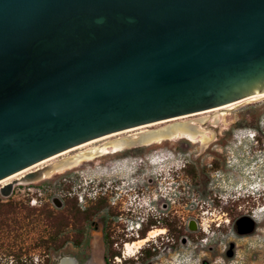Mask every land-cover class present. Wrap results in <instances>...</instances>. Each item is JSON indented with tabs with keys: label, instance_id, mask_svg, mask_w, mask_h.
Wrapping results in <instances>:
<instances>
[{
	"label": "water",
	"instance_id": "1",
	"mask_svg": "<svg viewBox=\"0 0 264 264\" xmlns=\"http://www.w3.org/2000/svg\"><path fill=\"white\" fill-rule=\"evenodd\" d=\"M260 95L264 0H0V181L107 134Z\"/></svg>",
	"mask_w": 264,
	"mask_h": 264
},
{
	"label": "rangeland",
	"instance_id": "2",
	"mask_svg": "<svg viewBox=\"0 0 264 264\" xmlns=\"http://www.w3.org/2000/svg\"><path fill=\"white\" fill-rule=\"evenodd\" d=\"M212 109L164 120L155 126L135 127L90 146L178 121H189L206 132L207 142L180 138L165 140L162 144L141 145L118 154L99 156L63 174L55 172L29 183H16L18 191L10 196L0 191V264H36L48 257L54 264L63 257H74L78 264H264V208L260 209L264 206V97L236 104L231 109ZM249 130L256 134L254 139L248 135ZM79 151L81 149L68 155H76ZM157 155L170 159L163 166H157L151 162ZM195 155L199 159L193 163ZM185 158L190 159L191 165L185 189L188 199L182 207L178 204L177 174L182 176L184 168L180 166L184 165ZM47 164L29 168V171ZM19 177L15 175L10 181L0 182V188ZM158 180L162 183L157 189ZM257 184L261 189L259 193L249 188H256ZM28 187L38 197L35 205L30 203L31 197L26 200ZM23 188L25 192L21 191ZM156 193L165 194L170 204L168 209L157 207ZM99 196L105 197L111 216L107 215V209L92 213L87 221L82 220L83 214L79 219L70 214L69 207L75 200L84 210L93 206ZM56 198L62 201V206H58ZM174 205H178L180 212L173 215ZM48 212L69 218L68 225L62 228L69 241L59 251H46L39 245L54 229ZM156 213L158 219L173 216L185 229L183 234L189 236L187 242L172 238L166 231L127 256L126 241L140 238L141 230L156 219ZM245 215L252 218L254 215L256 227L249 234H240L237 220ZM190 220L196 221L195 230L188 228ZM82 222L87 232L82 245L78 246L72 239L77 236L75 224ZM104 224L111 229V238L115 240L113 249L121 252L118 256H108L107 260L102 233ZM138 224L141 229L137 228ZM157 228L167 229L163 225L149 229ZM145 248L156 253L147 259Z\"/></svg>",
	"mask_w": 264,
	"mask_h": 264
},
{
	"label": "bare ground",
	"instance_id": "3",
	"mask_svg": "<svg viewBox=\"0 0 264 264\" xmlns=\"http://www.w3.org/2000/svg\"><path fill=\"white\" fill-rule=\"evenodd\" d=\"M262 97H264V95L239 100V101H236L234 103L223 105V106L217 107L216 109H212V110L217 111V110H223L226 108L231 109V107L235 106L236 104H240L242 102L245 103V101L247 102L248 100H253V99L262 98ZM179 118H181V117H179ZM175 119H177V118H175ZM160 123H164V120L159 121V122H155V123H150L147 125H143V126L135 128V129H140V128H143L144 126H155V125L160 124ZM131 130H133V129L130 128V129H126L123 131L107 134V135L101 136L99 138L93 139L91 141H88L86 143L75 146L73 148L67 149L65 151H62L61 153H58V154L53 155L51 157H48V158L40 161L39 163H36L35 165L27 167L26 169H23V170L15 173V174L7 177V178L1 180L0 182L10 181L11 178H13V176H15V175H17V176L20 175L21 177L15 178L13 180H21L25 176V174H27L28 172H31V171H29L30 169H32V168L34 169L35 167H38L41 164H47V163L52 162V161L53 162L50 164H47L43 167H39V168L35 169V170H38V169L44 170L41 172L40 176L35 180L41 179V178L47 176L48 174L55 173V172L56 173H64L68 170H71L75 167H78V166L84 164L87 161H93L96 158H98L99 156L111 154V153H118L120 151H123V150L129 148V147H133L134 145H137V144H143L144 143V144L150 145L153 143H162L166 139H175V138L179 139V138H183V137L188 138L192 141L207 142L209 140V137L206 134V132L196 128L195 125H193L189 121H178V122H174V123L169 124V125L164 126V127L162 126L159 129L143 130V132H140V133L135 134V135L130 136V137L114 138V139H110L108 141H105L99 145L90 146L91 144L100 142L102 140H106L108 138H113L114 136H118L120 134H123L125 132H129ZM87 146H89L88 149L82 150ZM80 149H81V151L76 153V155H68L72 151H77ZM62 156H64V157L58 160V158H60ZM24 172H25V174H23ZM35 180H33V181H35ZM30 182H32V181H30ZM20 183H27V182H20ZM5 184H7V183H5ZM253 217H254V215H253ZM255 220H256V218H255ZM162 232H163L162 230H155V231H152L147 237L138 238L134 241L127 242L125 245L126 255L132 256L140 248H142L146 242H148L151 238L158 236ZM60 261L61 262L59 264H72L73 263L70 258H63Z\"/></svg>",
	"mask_w": 264,
	"mask_h": 264
},
{
	"label": "trees",
	"instance_id": "4",
	"mask_svg": "<svg viewBox=\"0 0 264 264\" xmlns=\"http://www.w3.org/2000/svg\"><path fill=\"white\" fill-rule=\"evenodd\" d=\"M10 205L11 204H8V206ZM105 208H106V199L103 196H99V198L95 201V204L93 206L91 205L89 207H85L84 210H81V208L77 204V201L75 200V202H72V204L70 205L69 211H70V214L74 215L76 219H79V217L82 216L83 214L82 220L87 221V219L90 218V215H92V213L94 214L99 213L103 211ZM32 209L36 211V208H32ZM47 217L49 221L51 222L54 229L52 230V232H50V234L46 238H42L40 240L39 245L40 246L43 245L46 251H50V250L59 251L65 246L67 241H69L68 237L63 235V230H62L64 226L68 225L69 218L67 215L66 216L54 215L52 212H48ZM75 227L77 231L76 232L77 236L73 238L72 241L76 245L80 246L82 245L85 239V234L87 232V226H85L82 222V224L76 223ZM146 229L147 228H143L141 230L140 237L146 236ZM103 240L105 243V260H107L108 256L114 257V256H118L121 254L120 251L113 249L115 240L112 239L111 236L105 235L103 237ZM144 250L146 252L147 259L151 258L156 253L152 251L151 248H145ZM15 257H16V260L19 258L18 255ZM31 259L33 260V263H34V258L32 256H31ZM50 260H51L50 257H48L47 259H43V260L41 258V260L37 261L36 264H54Z\"/></svg>",
	"mask_w": 264,
	"mask_h": 264
},
{
	"label": "flooded vegetation",
	"instance_id": "5",
	"mask_svg": "<svg viewBox=\"0 0 264 264\" xmlns=\"http://www.w3.org/2000/svg\"><path fill=\"white\" fill-rule=\"evenodd\" d=\"M183 138H185V137H183ZM175 139H178V138H175ZM180 139V138H179ZM186 139H188V138H186ZM166 140H172V139H166ZM188 140H190V139H188ZM165 141V140H164ZM163 141V142H164ZM190 141H192V140H190ZM162 142V143H163ZM194 142V141H193ZM162 143H153V144H162ZM153 144H150V145H153ZM141 146V145H147V144H137V145H134L133 147H129L130 149L131 148H134V147H137V146ZM185 147L187 146V145H184ZM129 148H127V149H129ZM124 151H126V150H123V151H120V152H124ZM120 152H118V153H120ZM118 153H111V154H118ZM109 155V154H108ZM165 156V155H164ZM164 156H161V155H157L151 162L152 163H154V164H156L157 166H163V163L164 162H167V160L168 159H170L169 157H166L165 159H164ZM176 156L174 155V158H175ZM199 156H197V155H195V156H193V160H191L193 163H196V161L199 159L198 158ZM175 163L177 164L178 163V161L177 162H174V163H172L173 165H175ZM185 163H188V164H185ZM185 163H184V165L183 166H180V168H184L183 170H182V176L178 173L177 174V176H178V187H180L179 189V192H180V195H179V197H178V204H179V206L181 205L182 207L185 205V203H186V200L188 199V197L186 196V192H185V189H186V184L189 182V180H190V159H188V158H185ZM83 165V164H82ZM81 166V165H80ZM80 166H78V167H80ZM78 167H75V168H78ZM75 168H73V169H75ZM73 169H71V170H73ZM178 169V167H176L175 168V170H177ZM173 170V169H172ZM174 170V171H175ZM69 171V170H68ZM68 171H66V172H68ZM66 172H64V173H66ZM59 174H63V173H59ZM160 183H162L161 181H157L156 182V184H158L157 186H156V188L158 189V188H160ZM159 196L161 197V198H159ZM156 201H155V204L157 205V207H159L160 209H168L169 207H170V204L167 202V200H166V196H165V194H159V193H156ZM173 209H175V212H172L173 213V215H174V213H179L180 212V210H179V207H178V205H174L173 207H172ZM105 209H107V211H108V216H111V211H110V206H106V208ZM159 212V211H158ZM167 216H168V214H167ZM156 219H153V221L149 224V223H146V226H145V228H147L146 229V234L148 233V231L150 230L149 228L151 227V226H165L167 229H164V228H157V229H153V230H150L149 231V233H148V235L152 232V231H155V230H162L163 232L161 233V234H164L166 231H168L169 232V234L170 235H172V238H174V237H176V238H181V240H182V242H184V243H186L187 242V240L189 239V236L188 235H185V234H183V232L185 231V229L184 228H182V226L181 225H179V222L177 221V220H174V217L172 216L171 218H168V219H165V218H160V219H158V215H157V213H156ZM254 218V217H253ZM255 219V218H254ZM174 221H176V224L174 223ZM189 224H190V221L188 222V228H190L189 227ZM139 228L141 229V227L139 226ZM181 228L183 229V230H181ZM110 228H107L106 227V225L104 224V226H103V229H102V233H103V237L106 235V236H112V233L110 232ZM161 234H159L158 236H160ZM148 235H146L145 237H147ZM157 237V236H156ZM140 238H144V237H140ZM154 238V237H153ZM136 240V239H135ZM186 240V241H185ZM132 241H134V239L132 240ZM128 241H126V243H127ZM176 242V239L174 240V243ZM126 243H125V245H126ZM125 245H124V250H125ZM61 262V261H60Z\"/></svg>",
	"mask_w": 264,
	"mask_h": 264
},
{
	"label": "built area",
	"instance_id": "6",
	"mask_svg": "<svg viewBox=\"0 0 264 264\" xmlns=\"http://www.w3.org/2000/svg\"><path fill=\"white\" fill-rule=\"evenodd\" d=\"M27 189L29 190V192L26 194V196H27L26 200H29L30 197H31V199L29 200L30 203H31L32 205L37 204L38 197L35 196V195L33 194V192H32V191H33L32 188L28 187ZM25 190H26V188L21 189V191H23V192H25ZM17 191H18V189H16V186H14L11 195H13V194H14L15 192H17Z\"/></svg>",
	"mask_w": 264,
	"mask_h": 264
},
{
	"label": "clouds",
	"instance_id": "7",
	"mask_svg": "<svg viewBox=\"0 0 264 264\" xmlns=\"http://www.w3.org/2000/svg\"><path fill=\"white\" fill-rule=\"evenodd\" d=\"M247 132H248L249 134H253V137H252V138L254 139V137H255L254 135H256V134L253 133V132L251 133V130H249V131H247Z\"/></svg>",
	"mask_w": 264,
	"mask_h": 264
}]
</instances>
